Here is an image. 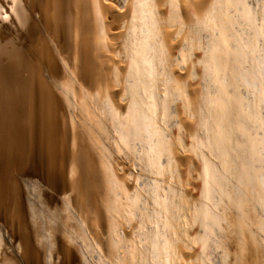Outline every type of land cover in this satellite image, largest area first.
I'll return each mask as SVG.
<instances>
[{
	"label": "bare ground",
	"instance_id": "bare-ground-1",
	"mask_svg": "<svg viewBox=\"0 0 264 264\" xmlns=\"http://www.w3.org/2000/svg\"><path fill=\"white\" fill-rule=\"evenodd\" d=\"M252 1L0 0V264H264Z\"/></svg>",
	"mask_w": 264,
	"mask_h": 264
},
{
	"label": "rangeland",
	"instance_id": "rangeland-1",
	"mask_svg": "<svg viewBox=\"0 0 264 264\" xmlns=\"http://www.w3.org/2000/svg\"><path fill=\"white\" fill-rule=\"evenodd\" d=\"M260 1H263V0H260ZM260 1H259V2H257V1H256L257 3H256L255 1H252V2H253V4H252V5H253V7L255 6L256 8H258V6H259V5L261 6V5H263V4H264V1H263V2H261V3H263V4H261V3H260ZM255 3H256V4H255ZM258 3H259V5H258ZM256 5H258V6H256ZM263 110H264V107H263V108H261L260 112L262 111V112H261V114H262V116L264 117V114H263V113H264V111H263Z\"/></svg>",
	"mask_w": 264,
	"mask_h": 264
}]
</instances>
